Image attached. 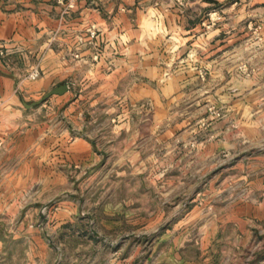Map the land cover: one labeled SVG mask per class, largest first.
<instances>
[{"label": "rangeland", "instance_id": "rangeland-1", "mask_svg": "<svg viewBox=\"0 0 264 264\" xmlns=\"http://www.w3.org/2000/svg\"><path fill=\"white\" fill-rule=\"evenodd\" d=\"M55 4L100 29L0 104V264H264V0Z\"/></svg>", "mask_w": 264, "mask_h": 264}, {"label": "crops", "instance_id": "crops-1", "mask_svg": "<svg viewBox=\"0 0 264 264\" xmlns=\"http://www.w3.org/2000/svg\"><path fill=\"white\" fill-rule=\"evenodd\" d=\"M57 9L55 0H0V41L6 49L5 55H0V104L13 100L19 87H26V75L35 66L40 79L47 81L61 70L88 63L89 54L84 61H74L69 56V44L76 31L81 30L86 21L92 22L87 18L86 8L77 9L74 16H63ZM171 15L173 23L169 25L167 19L166 27L185 29L178 21L179 15L175 14L177 22L175 15ZM90 25L100 29V20H93ZM54 37L58 43H52L50 38ZM55 44L65 48H56Z\"/></svg>", "mask_w": 264, "mask_h": 264}, {"label": "water", "instance_id": "water-1", "mask_svg": "<svg viewBox=\"0 0 264 264\" xmlns=\"http://www.w3.org/2000/svg\"><path fill=\"white\" fill-rule=\"evenodd\" d=\"M67 90H68L67 84H61L59 86H56V87L52 88L51 91H49L47 94H45L38 101H34L32 103H26V102H24L23 104H24L25 107L30 108V107H33L34 105H37V104L42 103L43 101H45L46 98H48L49 96H51V94H63Z\"/></svg>", "mask_w": 264, "mask_h": 264}, {"label": "built area", "instance_id": "built-area-1", "mask_svg": "<svg viewBox=\"0 0 264 264\" xmlns=\"http://www.w3.org/2000/svg\"><path fill=\"white\" fill-rule=\"evenodd\" d=\"M95 34V32L94 31H91V35H94ZM5 53H6V49H4V45H3V42L2 41H0V55L2 56V55H5ZM39 70H38V68H33L32 70H31V72L26 76L28 79H30V80H33V79H35L36 77H38L39 76Z\"/></svg>", "mask_w": 264, "mask_h": 264}]
</instances>
